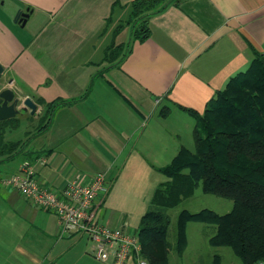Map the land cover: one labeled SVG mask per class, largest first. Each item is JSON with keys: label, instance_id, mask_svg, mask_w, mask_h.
<instances>
[{"label": "crops", "instance_id": "0c3cea01", "mask_svg": "<svg viewBox=\"0 0 264 264\" xmlns=\"http://www.w3.org/2000/svg\"><path fill=\"white\" fill-rule=\"evenodd\" d=\"M133 1L0 0L4 77L23 101L38 105L35 115L21 110L19 126L7 129L6 141L27 142L0 158V179L25 161L54 190L76 173L82 184L102 173L110 189L96 220L137 234L165 181L159 169L195 147L187 109L202 114L246 72L251 46L264 53V0H172L150 16L143 41L134 38ZM19 11L25 22H15ZM118 46L122 56L107 62V50ZM40 101L63 104L44 131L8 139L22 122L39 123ZM90 243L61 232L54 213L0 184V264H101Z\"/></svg>", "mask_w": 264, "mask_h": 264}, {"label": "trees", "instance_id": "16d2710c", "mask_svg": "<svg viewBox=\"0 0 264 264\" xmlns=\"http://www.w3.org/2000/svg\"><path fill=\"white\" fill-rule=\"evenodd\" d=\"M171 1L132 2L130 21L135 39L149 37L150 16ZM251 50L254 58L249 69L232 78L202 114L187 109L195 120V149L182 148L170 164L159 169L166 180L156 189L137 231L141 256L149 264H168L173 250L182 255L191 222L215 226L216 232L209 238L211 246L232 248L243 264H264V53L252 46ZM123 51V46L110 47L105 60L113 63ZM39 104L45 109L38 126L42 132L63 101ZM167 113L162 111L161 115ZM17 120L0 122V158L15 156L27 142L5 140L7 129L19 126ZM200 183L204 193L231 199L235 206L224 215L210 209L182 210L176 222L175 243H171L168 211L194 195ZM214 264H221V258L216 257Z\"/></svg>", "mask_w": 264, "mask_h": 264}, {"label": "built area", "instance_id": "2783aa9c", "mask_svg": "<svg viewBox=\"0 0 264 264\" xmlns=\"http://www.w3.org/2000/svg\"><path fill=\"white\" fill-rule=\"evenodd\" d=\"M41 163H45V160L42 159ZM80 176V173H76L64 189L54 190L39 184L33 164L25 161L17 173L0 179V184L18 190L37 206L54 213L61 232L86 235L92 245V255L99 261L149 264L141 256L142 245L137 234L100 224L96 220L101 203L110 189L104 175L96 174L84 184L79 182Z\"/></svg>", "mask_w": 264, "mask_h": 264}, {"label": "rangeland", "instance_id": "374dc122", "mask_svg": "<svg viewBox=\"0 0 264 264\" xmlns=\"http://www.w3.org/2000/svg\"><path fill=\"white\" fill-rule=\"evenodd\" d=\"M17 121L20 123L21 118H18ZM38 126V122L34 124L30 121L22 122L18 129L13 130L12 132H7V138L10 140H24L26 132L31 131L34 133L38 131ZM29 137L30 136L28 135V138ZM194 148L195 147H193L192 150H194ZM163 180H166L164 176ZM234 206L235 202L231 199L204 193L202 190V183H200L194 195L187 199H182L179 206L169 209L168 214L171 218L169 241L175 243L176 222L178 215L182 210L199 212L203 209H210L220 215H224L230 213ZM215 232V226L197 222L189 223L187 226L188 245L185 252L180 255L173 250L169 254L168 264H214L216 257L221 258V264H243L242 260L234 253L232 248L226 246L214 247L209 244V238L213 236ZM92 256L97 259L94 255ZM102 263L103 262H101V264ZM103 264L112 263L107 262ZM128 264L136 263L131 261Z\"/></svg>", "mask_w": 264, "mask_h": 264}, {"label": "water", "instance_id": "95a60500", "mask_svg": "<svg viewBox=\"0 0 264 264\" xmlns=\"http://www.w3.org/2000/svg\"><path fill=\"white\" fill-rule=\"evenodd\" d=\"M27 14L19 11L15 17V22H25ZM5 68L0 64V122L16 118L21 110H30L32 115L38 111V105L32 99L22 100L15 90L9 86L11 79L4 77Z\"/></svg>", "mask_w": 264, "mask_h": 264}]
</instances>
